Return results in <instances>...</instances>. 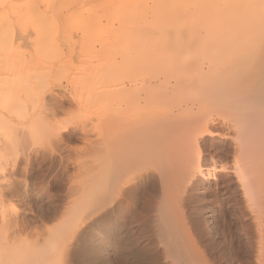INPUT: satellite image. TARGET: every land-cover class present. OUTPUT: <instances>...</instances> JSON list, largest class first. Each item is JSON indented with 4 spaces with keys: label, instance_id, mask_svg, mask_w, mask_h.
<instances>
[{
    "label": "bare ground",
    "instance_id": "obj_1",
    "mask_svg": "<svg viewBox=\"0 0 264 264\" xmlns=\"http://www.w3.org/2000/svg\"><path fill=\"white\" fill-rule=\"evenodd\" d=\"M17 1L0 0V11L11 9L10 15L3 16L0 14V30L4 31V33H1V31L0 35L8 31L5 35L7 37L12 26H23L27 23H33L35 20L37 22L44 15L45 11L42 10L41 5L42 0H21L18 3ZM170 1L154 0L155 4H151L150 0H136L134 3H136L135 5L138 7L141 16L146 17L143 19L145 22H142L144 26L139 23L135 24L136 27L138 26L133 33L135 38L132 36V38H128L129 41L124 35L126 33L122 32L121 34L120 32L121 36L117 34L120 39L124 36L125 40L122 38V41L116 36L119 40L118 44L122 45L124 52L119 55L124 54L123 56H125L126 54L124 58L129 62L131 61L130 64L132 65L128 67H122L118 63L115 65L109 58L104 61L107 62V65L102 69L100 75H96V73L91 74H95L94 77L87 75L93 80L89 84V88H92L90 93L93 91L97 95L98 99L96 101L99 102L97 105L101 104L100 106L103 109H100L103 112L102 123H105V126L107 125L105 127L107 129L104 128V132H107L104 134L106 136H103V140L106 139L102 141L105 144L104 150L106 148V156L103 158L104 163L101 166L105 170L104 192L99 199L105 198V201L111 205L108 204L109 209L105 210L106 212L100 215L98 213L97 216H99L96 219V216L93 217L94 213L92 211H96L97 206H95L96 209L90 208V213L92 212L93 215L90 216L89 214L91 218L85 215L89 221L94 218L92 224L87 223L91 227L90 230H92L91 236L92 233L99 234L100 228L109 226L113 222L117 223L120 216L123 217L126 212L131 211L133 206L135 208L139 188H131L128 185L133 180L135 181L136 177L141 176L138 168L147 166L152 172L145 182L147 191H151V188H154L153 191L157 192L160 190L159 194L154 193L155 197L159 195L157 197L159 200L154 197L153 199L156 200V203L158 202L157 207H155L158 208L156 222L159 215V220L161 219L158 221L160 226L158 234H155L158 236L156 237L160 242V247L162 246V251H158V257H156L157 259L154 258L153 263L159 260L156 264H217L209 251L211 248L208 249V244L206 245L204 242L206 236L203 235L206 233L208 224L204 222L202 231L199 233L197 231L194 234L197 228H192L194 223L187 216V208L193 190L200 185L199 182L201 183L203 180L206 189L200 193L208 192V189L212 186V180L218 179V173L231 171L234 178L231 180V178H228L230 175L225 176L228 178V182H224V184L227 183L224 187L229 194V198L236 194L232 190V181L237 184L244 205V208L242 207L244 212L239 207L240 211L243 213V217L245 214L251 216V224L249 221L248 225H242L244 235L254 251L255 264H264V11L259 9L260 4L264 6V1L247 0L251 2V6L248 3L247 5L244 4L246 7H243L241 6L242 2L240 3L241 0H228L227 3L226 0H182L183 6L186 4L188 9L193 8L196 10V20H193V16H195L193 14V16L191 15L193 21L188 24H185L186 19L184 24L177 22L178 20L169 23V18L166 25H161L160 23L162 21L165 23L168 19L167 16L170 15V10L167 7ZM178 1L180 2V0ZM104 2L101 6L113 7L116 5V9H118V5L122 3V0H106V3ZM156 2H158L157 5ZM225 4L228 5L225 6ZM136 6L135 9L137 10ZM136 10H133V12ZM139 11L133 14L137 19L140 18L138 16L140 15L138 14ZM90 13V11L87 12L81 18L75 15V27L82 32L83 38L85 35L88 36V32L91 37L94 35L95 38L106 27L109 25L112 27L115 23H112V19H110V24L109 21H106L107 18L103 20L101 16L97 15L96 17H100L98 19L94 16V13H91V15ZM172 13L176 14L174 11ZM163 15L164 17L167 15L166 19L162 18ZM93 16L95 19H93ZM148 17L152 18L149 19L152 26L150 24L146 25L149 22ZM173 18L174 16L171 21H173ZM115 19L120 20L117 17ZM115 19L113 20L115 21ZM139 20L142 19L137 21ZM8 27H10V31L4 30ZM128 32L127 34L130 33ZM1 37H4V35ZM8 37L6 40H8ZM43 37L46 41L48 36ZM112 37L114 38L112 35L111 39L108 37L109 40H106V38L103 40V43L106 42V48L115 43L116 38L112 39ZM90 38L88 37V39ZM42 40L40 41L43 43ZM47 40L48 42H46L49 44H46L47 47L51 43L52 45L55 44V41ZM94 44L96 46V42ZM107 44L111 45L107 46ZM115 44L117 47V43ZM47 47L46 51H48ZM43 53H45L44 45L43 48L41 45H37L34 53L36 58H41ZM116 53L115 58L118 56V52ZM103 56L105 57V55ZM115 61L117 62V60ZM115 78L120 79L118 84H109L102 90H100L99 85H96L97 81L101 83V79L110 80ZM39 101L34 103V107L27 109L29 118L40 112L41 103ZM87 104L86 106H88ZM82 106L86 108L85 104H82ZM27 110L25 108V111ZM67 124L61 127L62 131L67 129ZM217 124L226 126V130L223 132L216 131L215 126ZM58 136H62V134L59 132ZM216 138H219L218 140H221V142L229 140L233 144L231 150H233L236 165L231 169L226 165L211 166L207 173L204 172L205 167L203 164V154L207 148L206 142L208 139L215 142ZM104 144L102 145L104 146ZM97 167L99 168V165ZM2 169L6 168L2 167ZM148 184L151 185L150 188ZM155 188H159V190H155ZM151 193L153 192L151 191ZM152 196L148 194L146 198L144 197L146 202L143 207L146 213L153 210L152 207L155 202L152 203ZM100 201L97 199V203ZM236 205V207L240 206ZM100 206H102L101 202ZM106 207L108 208V206ZM2 209L1 207L0 211ZM104 209L105 207L102 210ZM205 210L203 205L199 213L201 214ZM2 211L3 213L0 215V236L8 238L13 223L6 220L8 214L5 210ZM131 213L133 212L131 211ZM147 216L144 215L145 218ZM87 217H85V221H87ZM200 224L202 223L200 222ZM77 234L65 238L64 242L61 239L58 241V238L49 239L38 235L33 242L29 243L28 248L17 254L14 253L12 244L7 240L4 246L3 244L0 245V264H71L77 258V255L80 257V254L83 253L84 255V253L92 251L93 248L91 244L83 248L85 245L83 243L88 239V236L83 232L79 233L78 236ZM212 240L211 238V242ZM111 241L107 240L104 235L102 238L103 244L98 245L97 252L94 253L101 255L103 253L101 251L109 249L112 244L114 246L118 242L117 239L114 240V243ZM119 242L122 245L126 244V247L132 244V242L126 243L125 239H120ZM126 247L122 246V248ZM138 248L140 249V247ZM153 251L151 249V252ZM139 252H135L136 255ZM140 253L143 255L136 256L132 253L129 256L130 259L133 254L135 257L129 259L130 261L126 259L127 256L124 257V254L120 255L121 258L123 257L121 264H149L150 261L146 263L147 258L145 259L144 252Z\"/></svg>",
    "mask_w": 264,
    "mask_h": 264
},
{
    "label": "rangeland",
    "instance_id": "obj_2",
    "mask_svg": "<svg viewBox=\"0 0 264 264\" xmlns=\"http://www.w3.org/2000/svg\"><path fill=\"white\" fill-rule=\"evenodd\" d=\"M20 1L21 0H18L17 3ZM45 1L46 2L42 0L41 3L42 10L45 11L44 15L41 16V14V17L37 22L35 20L33 23H27L23 26H12V32L10 31V27L4 29L10 31V34L8 33L9 37L7 35L8 40L10 37L13 38L14 36L15 39L11 38L9 40L10 42L6 40L7 37H5V35L8 31H6L5 34H2L5 39L0 35V209L2 207V210L7 212L8 217L6 220L13 223L8 238L0 236V245L3 244L4 246L6 241L9 240L10 244H12V250L17 254L28 248L27 246L29 243L33 242L38 235L49 239L58 238V241L61 239V241L64 242L65 238L71 237L72 234L83 232L88 236V239L83 243V245L85 244L83 248L87 247L86 245L90 246L91 244L93 247L92 251L86 252L84 255L82 253L80 254V257L77 255V258L71 264H121V259L123 257L121 258L120 255L124 254V257L127 256L126 259L130 261L135 257L133 256L134 254L136 255L135 252L139 251L142 253L144 252L145 259L147 258L146 263L150 261L149 264H151L157 259L158 251H162V246L160 247V242L156 235L158 234V228L160 227L158 221L161 219L159 220L160 215L158 214L159 218H157L156 222V217H158L156 211H158V208L156 209L155 207H157L156 205H158V202L156 203L155 199H157L159 195L155 197L156 195L154 196V193L157 191H153L154 188H151V191L153 192L151 193L150 190L147 191V186L145 185L146 179L152 174L147 166L145 168H138L141 176L136 177L135 181L133 180L131 184L128 185V187L131 188H139L137 191L138 199H136L137 201L135 202L137 205L134 204L135 208L133 206L131 210L133 213L135 212V214L131 213V211L128 213L126 212L128 215L125 213L123 217L120 216L117 223L113 222L109 226L107 225L102 227V229L100 228V233H92V236V230H90L91 227L88 226L94 221L93 217L96 216V219L100 214L109 209L110 203H107L105 198L99 199L103 196L102 194L104 192L105 170L101 166H103V158L106 156V148L104 150L105 144L102 141L106 139L103 140L106 136L104 134L107 133L104 132V128L107 125L105 126V123H102L103 112L100 110L102 107L100 106L101 104L97 105V103H99L98 100L96 101V99H98L96 97L97 95L94 94L93 91L90 93L92 88H89V84L90 81L92 82L93 80L87 75H90L91 77L95 75H91L92 73L100 75L103 71L102 69L107 65V62L105 63L104 61H107L106 59L109 58L115 65L118 63V65L120 64L122 67L131 66V61L129 62V60L127 61L126 58H124L126 57V54L125 56H123L124 54L119 55L124 53L122 45L118 44V41H122L124 36H122L121 39L119 36H121L123 32L126 33L124 35H126L127 40L130 37L132 38L135 29L138 28L136 25L139 23L141 26H144L142 22H145L143 19L146 17L144 18L141 16L138 7L135 5L136 3H134L136 0H122V3L120 4L122 6L120 7V5H118V9H116V5L113 7L101 6L104 1V3H106V0ZM153 1L154 0H150V3L155 4ZM181 1L182 0H180V2ZM227 1L228 0H226V3ZM248 1L241 0V6L246 7L248 3L250 5L251 2ZM180 2L178 0H171L170 4L168 3L167 7L168 10H170V15H166L168 19L167 21L165 20V23L162 21L160 23L161 25H166L169 18V23H174L178 20L177 22L184 24L186 19L185 24H188L191 21L196 20V10L193 8L188 9L186 4L183 6V2ZM157 3L158 2H156V5ZM47 4L52 7L50 8ZM237 4L239 5L238 1ZM226 5L228 4H225V6ZM261 5L263 4H260L259 9L264 11V6ZM135 6L137 10L135 9ZM105 7L108 8L106 9ZM133 10H136L134 11L135 13L139 11L138 14L140 15L138 16L140 18L138 19L142 20L137 21L138 19L133 15L135 14ZM172 10L176 13L175 15L172 13ZM1 11L0 14L3 16L11 14V9H2ZM89 11L92 14L94 13L95 17L97 15L101 16L103 20H106L105 18H107L106 21H109L110 24L111 22H115L113 23L114 25H112V27L110 25L106 27L105 30H103L101 34L99 33V36H96L95 38L94 35H92V38L89 32L88 36L85 35L83 38L82 32L78 31L75 27L74 19L75 15L80 16L81 18L82 15L87 12L89 13ZM4 12L7 13L2 14ZM193 14H195V16H193ZM173 16V21H171ZM95 17L93 19H95ZM116 17L120 20H116ZM165 17L164 15L162 16V18L166 19ZM180 17L181 19H179ZM150 18L148 17L147 20L149 21ZM98 19H100V17ZM110 19H112V21ZM113 19H115V21ZM121 20H123L122 23ZM133 20L135 21L134 23ZM150 21L147 22L146 25L150 24ZM150 25L152 26V24ZM43 28H45V32L43 31ZM121 28L123 30H120ZM1 31L2 30H0V32ZM127 32L130 36H128L129 34H127ZM1 33H4V31ZM117 34L120 35L118 36ZM112 35L114 36L112 39H115L116 36L119 37V40L116 38L114 41L117 43V47L114 43V46L112 45L111 47L106 48V42L103 43V40H105V38L106 40L111 39L110 37ZM43 36H48L46 38L47 42V39L55 41V44L52 45L49 40L51 43L50 46H48L50 50L47 47L49 44L45 41ZM88 37L95 40L93 41L91 38L88 39ZM108 37L109 39H107ZM2 39H4V41H2ZM123 39L125 40V38ZM40 40H42L43 43ZM84 40L90 41L87 42V44ZM95 42L96 46L94 44ZM37 45H41L42 48L43 45L45 47V53H43L44 55H41L42 59L38 57L36 58V55L34 54ZM108 45L110 46L111 44H107V46ZM46 47L48 51H46ZM96 51L99 54H95L97 53ZM116 52H118V56L115 58L117 55ZM103 55H105V57ZM114 60H117V62H114ZM87 80H89V82H87ZM101 80V83L100 81H97L96 83L97 86L99 85L100 90L104 89L105 86L109 84H118L120 82L119 78ZM105 82L106 84H104ZM36 101L41 103L40 112H37L29 118L27 109L29 107H34ZM88 102L89 104H87ZM82 104H85L86 108H83ZM86 104L88 106H86ZM25 108L27 111H25ZM66 124L67 129L62 131L61 127ZM217 125L215 126L216 131L219 130L218 132H223L226 130V126H223L222 124ZM106 129L107 128H105V130ZM59 132L62 136H58ZM218 139L219 138H216V143L211 142L210 139L206 142L207 148L203 154L204 172L208 173L211 166L218 167L220 165H226L231 169L236 165L234 161L235 159L233 158V150H231L233 149V147L231 148L233 144L229 140V142H221V140ZM102 144H104V146ZM98 165L99 168L97 167ZM2 167H5L6 169L3 170ZM100 167L102 168V172ZM142 174H144V176H142ZM218 175L217 180H212V186L208 189V192L206 191L207 193H200L201 191L206 190L205 183H203L204 181L202 180L201 183L199 182L200 185L193 190V195L191 196L192 199H189V201H191L188 204L187 216L188 218L190 217V220L192 219L191 222L196 226H193L192 228H197L195 229L196 231L194 234H196L197 231L198 233L202 231V225H204V222L208 224L206 233L203 235L206 237L203 238L206 245L208 244V249L211 248L209 251L212 253L217 264H255L253 256L254 251L251 248V244L247 242L248 240L243 232V226H246L249 223L251 224V216L245 214V218L243 217V200L237 184L233 183V181L231 186L236 194L231 196L234 198H228L229 194L224 187L227 183L224 184V182H228V178H231V180L234 178L231 171H223L220 174L218 173ZM225 176L229 177L227 178ZM141 185L145 187L143 188ZM148 187L150 188L151 185ZM156 189L159 190V188H155V190ZM145 194L146 196L148 194L151 196L153 195L151 200L152 203L155 202L152 207L153 210L150 212L148 211V214L144 212L145 209L143 207L146 202ZM93 196L96 197L95 200H93V198H95ZM153 197L155 199H153ZM97 199L99 201L101 200L100 202L102 206L99 207L100 202L97 203ZM157 200H159V198ZM102 202L104 203V206ZM236 204L240 206L236 207ZM203 205L206 210L201 213V215L199 212ZM95 206H97L96 208L98 209H96ZM106 206H108V208ZM104 207L105 209L102 210ZM90 208L96 209V211H92L94 216L91 214L92 212L90 213ZM1 211L0 215L3 213V211ZM98 213L99 215L97 216ZM137 213H139L137 215L138 217L136 216ZM89 214L90 216H93V221L88 220V217H90ZM85 215H88V217ZM144 215H148L149 217L147 216V218H145ZM85 217H87V221H85ZM137 218H139V222ZM200 222L202 224H200ZM112 230L113 232H111ZM104 235L107 240H112L111 242L113 243L115 239H117L118 242L120 239H125L126 243L132 242V244H130L131 246L126 247V244L122 245V243L117 242L114 246L112 244L109 249L101 251L103 252L101 255H98V253L94 252H97L98 245L101 243L103 244L102 238ZM154 236L157 237L155 238ZM211 238L213 239V243L211 242ZM62 242L60 243L62 244ZM132 245L134 246L132 247ZM122 246L126 248H122ZM138 247H140V249ZM155 247L156 249L158 248L157 251L156 249L154 250ZM151 249L152 251L154 250V253L151 252ZM131 252L134 254L130 259L129 256L132 254ZM140 252L137 253L136 256L139 254L143 255ZM155 254L156 256H154ZM225 254L228 255L226 256ZM146 255H150L151 257L149 256L148 258ZM152 256L154 257L152 258ZM219 257L223 259H220ZM158 261L156 260V263Z\"/></svg>",
    "mask_w": 264,
    "mask_h": 264
}]
</instances>
